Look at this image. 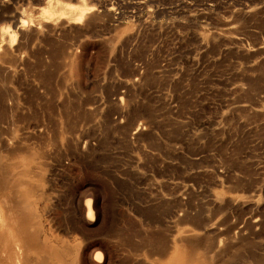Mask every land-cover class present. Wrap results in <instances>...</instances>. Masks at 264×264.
<instances>
[{
  "label": "rangeland",
  "instance_id": "374dc122",
  "mask_svg": "<svg viewBox=\"0 0 264 264\" xmlns=\"http://www.w3.org/2000/svg\"><path fill=\"white\" fill-rule=\"evenodd\" d=\"M85 1L0 0L11 262L264 264V0Z\"/></svg>",
  "mask_w": 264,
  "mask_h": 264
},
{
  "label": "bare ground",
  "instance_id": "6f19581e",
  "mask_svg": "<svg viewBox=\"0 0 264 264\" xmlns=\"http://www.w3.org/2000/svg\"><path fill=\"white\" fill-rule=\"evenodd\" d=\"M49 7H52L53 8V12L56 13V14H60V15H67L68 16V20H69V23H74V24H81L83 23L87 18H88V10H89V5L86 3L85 0H82L79 2V4H66L65 2H63L62 0H49L48 4H47ZM25 23V22H24ZM24 25V24H23ZM56 25V24H55ZM26 31V30H25ZM16 166V165H15ZM5 179V178H4ZM9 182V181H8ZM7 182V183H8ZM1 184V183H0ZM2 186V184H1ZM15 187H18L16 185H14V188ZM7 188V187H6ZM1 190V189H0ZM2 191V190H1ZM13 192H14V189H13ZM12 191H4L2 192L3 194V199L0 198L3 201L5 202H1L3 205V207L6 205L8 211L6 210V212L9 214H11L12 216L16 215L17 218H13L12 216V219L10 217H8V219L10 218L9 223L8 225H6V227H12V230L14 229L15 231V235H17L16 233H18L20 235V245L18 246H15L13 245V242L12 240L10 239V237L8 236V233L7 231H1L0 232V264H13L11 262V259L14 258L16 256L17 253L19 254H23L25 252L28 251V247H31V249L35 248V246L33 247V242L30 241L27 237H29L30 235L27 236V223L25 222L24 219H21L19 218L20 215V212L17 214V212H15L14 214L11 213L12 209V204H13V198H12ZM5 208V207H4ZM5 208V209H6ZM5 213V215L7 214ZM89 214L91 215V210L89 211ZM14 233V232H13ZM34 234V233H33ZM32 234V235H33ZM32 237V236H31ZM28 242H31L30 243V246L28 244ZM37 246V245H36ZM38 246H37V249L36 251H39L38 250ZM27 250V251H26ZM30 250V249H29ZM41 250V249H40ZM219 250V249H218ZM31 251V250H30ZM29 252V251H28ZM43 252V250H42ZM53 252V251H52ZM51 252V254H52ZM222 252V250H221ZM48 252H46L47 254ZM56 254V253H55ZM53 255V254H52ZM22 257V256H21ZM186 257V256H185ZM42 258V257H41ZM182 258V257H181ZM180 258V259H181ZM184 259V258H183ZM42 260V259H41ZM189 261L188 262H192V260L188 259ZM45 261V260H44ZM182 261V260H181ZM187 261V260H186ZM40 262H43L40 261ZM46 262H47V259H46ZM44 263V262H43ZM41 263V264H43ZM182 264V262H180ZM187 263V262H186Z\"/></svg>",
  "mask_w": 264,
  "mask_h": 264
},
{
  "label": "built area",
  "instance_id": "2783aa9c",
  "mask_svg": "<svg viewBox=\"0 0 264 264\" xmlns=\"http://www.w3.org/2000/svg\"><path fill=\"white\" fill-rule=\"evenodd\" d=\"M121 103H122V101H121ZM139 129H140V127H139Z\"/></svg>",
  "mask_w": 264,
  "mask_h": 264
}]
</instances>
